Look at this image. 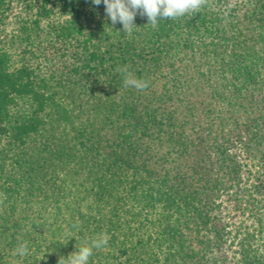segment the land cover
Here are the masks:
<instances>
[{"label":"trees","instance_id":"obj_1","mask_svg":"<svg viewBox=\"0 0 264 264\" xmlns=\"http://www.w3.org/2000/svg\"><path fill=\"white\" fill-rule=\"evenodd\" d=\"M134 22L0 0V264H264V0Z\"/></svg>","mask_w":264,"mask_h":264},{"label":"clouds","instance_id":"obj_2","mask_svg":"<svg viewBox=\"0 0 264 264\" xmlns=\"http://www.w3.org/2000/svg\"><path fill=\"white\" fill-rule=\"evenodd\" d=\"M90 2L94 7H98L103 3L106 19L111 21L112 26L117 23L122 24L123 32L128 36H131L137 27L134 22L137 15L141 18L146 17L147 24L156 29L160 20H176L186 14H197L209 4V0H90ZM123 84L125 87H133L138 90L148 87L146 81L135 78L130 74L124 75ZM4 199L6 197L0 194V204H3ZM109 239L108 235L102 234L69 254L66 260L60 258L58 264H89L93 251L106 247ZM14 254L21 257L28 255L27 242L20 244Z\"/></svg>","mask_w":264,"mask_h":264}]
</instances>
